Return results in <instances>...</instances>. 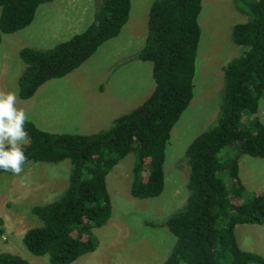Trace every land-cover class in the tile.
I'll use <instances>...</instances> for the list:
<instances>
[{
  "label": "trees",
  "instance_id": "16d2710c",
  "mask_svg": "<svg viewBox=\"0 0 264 264\" xmlns=\"http://www.w3.org/2000/svg\"><path fill=\"white\" fill-rule=\"evenodd\" d=\"M55 1L0 0V46L3 34L26 29L42 5ZM235 2L237 10L249 17L231 32L233 42L244 50L221 70L215 123L185 151L186 204L164 220L145 221L167 227L175 236L160 264H264L262 255L239 248L235 235L238 224H264V193H248L238 167L242 155L264 159V125L256 117L264 96V0ZM130 7L131 0H101L83 32L50 49H22L19 55L26 68L17 81L19 99H31L45 83L80 68L117 38L129 20ZM201 10L202 0L153 1L144 45L137 53L139 61L152 66V91L108 128L92 134H55L31 121L25 125L29 143L24 147L30 162L71 163L67 189L56 200L32 208L41 224L29 228L22 240L34 256H47L49 264H70L96 249L95 230L112 213L106 176L129 153L135 156L131 195L143 199L162 193L171 132L192 101ZM245 120L248 124L242 127ZM234 143L239 153L230 155ZM3 174L13 175L0 169ZM0 264L31 263L3 251Z\"/></svg>",
  "mask_w": 264,
  "mask_h": 264
},
{
  "label": "rangeland",
  "instance_id": "374dc122",
  "mask_svg": "<svg viewBox=\"0 0 264 264\" xmlns=\"http://www.w3.org/2000/svg\"><path fill=\"white\" fill-rule=\"evenodd\" d=\"M153 1L131 0L129 20L117 38L106 42L80 68L45 83L31 99L18 98L17 106L27 110L38 129L55 134H92L142 104L153 88L152 66L139 61L137 53L144 45ZM235 1L202 0L193 96L173 127L166 148L164 190L151 198L131 195L135 156L129 153L106 176L112 213L108 222L95 230L98 246L70 264H160L168 254L175 236L167 227L147 225L145 221L164 220L186 204L189 168L185 151L215 123L221 102V70L244 50L233 42L231 32L249 17L237 10ZM100 3L101 0H56L42 5L26 29L3 34L0 90H18V78L26 68L19 55L22 49L46 50L70 40L90 26ZM261 101L264 96L256 117L264 125ZM247 124L243 121L242 127ZM228 151L237 155L239 145L234 143ZM238 167L246 191L263 194L264 159L242 155ZM70 173L71 163L66 160L31 162L19 176L0 175V217L4 220L0 224V252L19 254L31 264H49L47 256L30 253L22 239L29 228L41 224L32 208L56 200L67 189ZM223 180L231 189L230 180L225 176ZM235 235L239 248L264 257V224H238Z\"/></svg>",
  "mask_w": 264,
  "mask_h": 264
},
{
  "label": "clouds",
  "instance_id": "9594fccd",
  "mask_svg": "<svg viewBox=\"0 0 264 264\" xmlns=\"http://www.w3.org/2000/svg\"><path fill=\"white\" fill-rule=\"evenodd\" d=\"M18 98V90H0V169L16 176L31 163L24 147L29 142L25 125L31 117L17 106Z\"/></svg>",
  "mask_w": 264,
  "mask_h": 264
}]
</instances>
